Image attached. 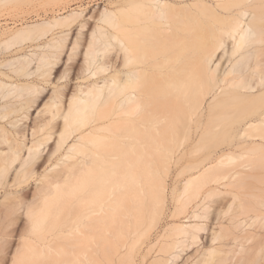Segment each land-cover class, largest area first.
<instances>
[{"label":"bare ground","instance_id":"bare-ground-1","mask_svg":"<svg viewBox=\"0 0 264 264\" xmlns=\"http://www.w3.org/2000/svg\"><path fill=\"white\" fill-rule=\"evenodd\" d=\"M70 3L0 12V264H264V0Z\"/></svg>","mask_w":264,"mask_h":264},{"label":"rangeland","instance_id":"rangeland-1","mask_svg":"<svg viewBox=\"0 0 264 264\" xmlns=\"http://www.w3.org/2000/svg\"><path fill=\"white\" fill-rule=\"evenodd\" d=\"M62 1H64V0H5V1H3V2H0V12H2V14H3V12L5 13V14H3L2 16H1V18L3 17H5L6 15H8V16H6V18L5 19H1L2 20V22H4V21H8L7 22V24H6V22H4L3 24H5V27H7V29L9 30H12V29H17V28H19L21 25H23V24H27V23H31V22H33V21H36V20H39L40 21V19L42 20V19H52V17L53 16H55V14H57V13H59L58 12V9H59V6H60V4L62 3ZM80 2H78V0H76L75 2H74V0H72V4L70 3V5H71V7H70V5L68 6V9L66 10H63V11H65V12H62V13H67L68 12V10H70L72 7H74L75 5H79V3H81L82 4V7H84V6H86V9H85V11H84V14H83V16H81V17H79V18H77V22H79L80 20H82L83 18H85V19H87L88 20V24L89 25H94L96 22H98V20H97V17L96 18H92L91 16H90V14L92 13V12H94L93 13V15L99 10V9H102L104 6H106L107 8H113V7H115V6H113V4H109L108 3V0H101V1H99V0H79ZM92 1V2H91ZM98 1V2H97ZM77 2H78V4H77ZM86 2H88V3H86ZM75 3V4H74ZM80 4V5H81ZM115 5V4H114ZM4 10V11H1V10ZM7 9V10H6ZM9 10V11H8ZM8 11V12H7ZM67 11V12H66ZM10 12V13H9ZM7 13H9V14H7ZM11 19V20H10ZM11 21V23H10V21ZM13 21H16V23L15 22H13ZM60 30V28L59 27H56V28H54V29H52L50 32H49V34L47 35V37H46V39L44 38V39H42V40H48L51 36H54V35H57L58 33H56L57 31H59ZM77 30H78V28H76V29H74V31H71L70 32V37L72 36V40H73V38L76 36V33H77ZM51 32H53V34L51 35ZM71 40V41H72ZM19 42L18 41H16V43H15V46H14V44L11 46V47H13L12 48V51H11V48H8L9 50H7V51H3V50H5V49H3V47L2 46H0L1 48H2V50H1V48H0V54H2V55H0V57H4L5 55L4 54H9V55H6L7 57H5V58H7V59H9L10 58V56H12V55H14L13 53V51L15 50V53H18V51L20 52V53H30V52H32V51H36L35 49H36V41L34 40V41H32V40H28V39H26V41H24V42H21V44L19 43V45L18 46H16V44H18ZM23 44V45H22ZM67 44H68V42H67ZM15 48V49H14ZM16 48H19V50L17 51V49ZM80 48H82V47H79L78 46V50H81ZM39 49L37 48V51H38ZM66 50V49H65ZM63 51V54L61 55V57H60V59L57 61V65L54 67V71H53V73H52V76H51V80H54V82H55V80H56V78H54L53 79V76L54 75H59L63 70H64V68L65 67H67V66H73L72 68H76L77 69V67H78V65L80 64V61H82V57L81 56H79L80 54L79 53H77V52H79V51H77V49H76V53H77V55H76V58H75V56H74V59H72L73 61H69L68 60V63L66 64V59H67V55H68V52L69 51ZM9 51L12 53V55L9 53ZM36 51V52H37ZM4 53V54H3ZM19 54V53H18ZM9 57V58H8ZM81 58V59H80ZM70 62V63H69ZM71 62H73V63H71ZM77 63V64H76ZM79 63V64H78ZM70 64V65H69ZM67 65V66H66ZM70 66V67H71ZM71 68V69H72ZM70 75H72V72L70 73ZM72 77V76H71ZM73 80H75V79H73ZM71 81V82H74L73 84H75L76 82H79L80 80H78V81ZM82 81V80H81ZM55 84H51V85H48V87H47V90L46 91H48V92H44V94H43V99H42V101L40 102V104L44 101V100H46V98L48 97V95L50 94V92H51V90L50 89H48L49 87H52V86H54ZM31 113H32V116H34L35 115V111H33V110H31ZM179 163H180V165H179ZM178 163V166H177V171H176V166L175 165H173L172 163V165H170V170H169V175L168 176H166V184H168L169 185V187L170 186H172L173 187V184H175V183H177V181L178 180H176V178L177 179H180L179 177H178V175L176 174V172H178V168H181V162H179ZM176 175H177V177H176ZM168 187V188H169ZM167 188V194H168V208H171L172 207V203H171V201H170V195H169V190H170V188L168 189ZM0 242L2 243V245L4 246V248H5V252H8V253H10V251H11V248L13 247V245H14V238H11L10 237V239H1L0 240ZM3 253V252H2ZM12 254V253H11ZM153 253L151 252L148 256H146L145 258H144V260L141 262L140 260H139V258H137L136 257V264H148L149 263V258H150V256L152 255Z\"/></svg>","mask_w":264,"mask_h":264}]
</instances>
